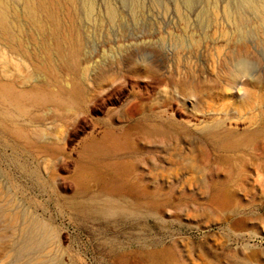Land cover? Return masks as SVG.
<instances>
[{
  "label": "rangeland",
  "instance_id": "obj_1",
  "mask_svg": "<svg viewBox=\"0 0 264 264\" xmlns=\"http://www.w3.org/2000/svg\"><path fill=\"white\" fill-rule=\"evenodd\" d=\"M208 1L0 5V264H264V24Z\"/></svg>",
  "mask_w": 264,
  "mask_h": 264
},
{
  "label": "bare ground",
  "instance_id": "obj_2",
  "mask_svg": "<svg viewBox=\"0 0 264 264\" xmlns=\"http://www.w3.org/2000/svg\"><path fill=\"white\" fill-rule=\"evenodd\" d=\"M261 0H240L239 4V9L238 10H234L230 5H228L225 10H224V15L228 20H233V23L236 25L237 29L240 30L241 32L243 31L244 26L246 25V23L248 22V18L246 15H244L243 9H246L250 12L254 13V16L257 18V20L263 25L264 24V4H262L260 2ZM260 2V3H259ZM7 5L6 0H0V5H2L3 7H7L4 5ZM216 4V3H215ZM214 3H212L211 0L208 1V4L206 5V9H202V11L199 13L200 15V24L202 26H209L213 25L214 23H216V20L218 19V17L216 18V5ZM54 7V5H52ZM178 7V6H177ZM69 9V8H68ZM87 9V8H86ZM94 7L92 4H88V17L92 18V15L94 14ZM219 10V9H218ZM108 15L111 21H114L117 17V11L114 7L109 6L108 7ZM180 11V10H179ZM221 12V11H220ZM246 13V12H245ZM18 14V13H17ZM20 15V13H19ZM219 14H217L218 16ZM21 27V26H20ZM69 28V27H68ZM20 29V28H19ZM77 30V29H76ZM63 34V33H62ZM18 35V34H17ZM50 36V35H49ZM79 37V36H78ZM33 38V37H32ZM35 38V37H34ZM70 38V37H69ZM72 40V39H71ZM34 46V45H33ZM50 47V46H49ZM44 49V48H43ZM49 49V48H48ZM5 52V50H4ZM28 52V51H27ZM44 53L46 51H43ZM2 54V52H0ZM34 53V52H33ZM42 53V52H41ZM48 53V51H47ZM46 53V55H47ZM50 53V52H49ZM48 53V54H49ZM19 54V53H18ZM43 54V53H42ZM39 54V55H42ZM5 56V55H3ZM50 56V54L48 55ZM59 56V55H58ZM68 56V55H67ZM30 57V56H29ZM43 57V56H42ZM47 57V56H46ZM3 58V57H1ZM0 58V59H1ZM37 58V59H36ZM49 58V57H48ZM51 58V57H50ZM30 59V58H29ZM36 62L34 65H36V67L38 69L43 70V71H53V69L56 70V64H52L51 61H47L46 59L44 60H40L38 59V57H35ZM67 59V58H66ZM22 60V59H21ZM32 60V58H31ZM49 60V59H48ZM63 61V60H61ZM32 64V63H31ZM60 64V63H59ZM65 64V63H64ZM33 65V66H34ZM63 65V64H62ZM244 65V64H243ZM3 66V65H2ZM35 67V66H34ZM35 69V68H34ZM245 70H247V67L244 66V68L241 67V73L244 72ZM42 72V71H41ZM47 73V72H46ZM36 74V73H35ZM45 74V73H44ZM50 75V73H48ZM58 75V74H57ZM27 77V76H26ZM50 77V76H49ZM56 77V76H55ZM29 78V77H27ZM27 78H25L24 82L27 81ZM36 78V77H35ZM52 78V77H51ZM57 80V79H56ZM34 86L36 88H39L42 86L41 82L37 79H34ZM47 82V81H46ZM43 83V82H42ZM32 84V83H31ZM44 85V84H43ZM53 85V84H52ZM47 87V86H46ZM52 87V86H51ZM60 88V87H59ZM54 105V104H53ZM59 112V111H58ZM42 115V114H41ZM44 116V115H43ZM56 119V118H55ZM157 133V132H156ZM108 148H112L114 146V144H107ZM93 148V149H92ZM92 148H88L87 152L88 153H92L94 150V147ZM96 152V151H95ZM187 161V160H186ZM123 170L121 168H118V170L116 171V176L118 178L121 177V172ZM115 176V177H116ZM95 184V183H94ZM97 187V186H96ZM218 203V202H217ZM221 203V202H220ZM218 203V204H220ZM217 209V207H216ZM219 210V209H218ZM7 211V210H6ZM221 211V210H220ZM169 259V257L167 256V254H165L164 252H162L161 254H159V256L157 258L154 259L153 263L154 264H165V261ZM171 260V259H170Z\"/></svg>",
  "mask_w": 264,
  "mask_h": 264
},
{
  "label": "clouds",
  "instance_id": "obj_3",
  "mask_svg": "<svg viewBox=\"0 0 264 264\" xmlns=\"http://www.w3.org/2000/svg\"><path fill=\"white\" fill-rule=\"evenodd\" d=\"M245 63H250V62H245ZM244 74H245V76H247L248 75V70H245Z\"/></svg>",
  "mask_w": 264,
  "mask_h": 264
}]
</instances>
